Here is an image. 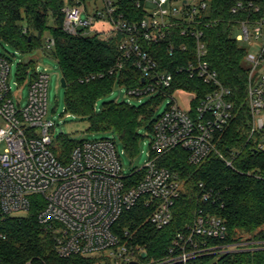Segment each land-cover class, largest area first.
<instances>
[{
  "label": "built area",
  "instance_id": "built-area-1",
  "mask_svg": "<svg viewBox=\"0 0 264 264\" xmlns=\"http://www.w3.org/2000/svg\"><path fill=\"white\" fill-rule=\"evenodd\" d=\"M101 1L102 7H97ZM121 0H63L62 28L70 36H97L103 41L122 36L118 48L122 69L132 63L142 78V86L125 88L126 95L137 99L161 94L172 97L184 93L192 98L181 108L172 99L153 123L149 153L140 169L123 173L120 154L114 139L82 141L74 146L67 162L54 155L55 125L47 118L49 74L46 67L32 64L22 71L18 82L27 86L25 104L15 96L9 84L11 61L0 54V210L9 217H24L41 196L43 208L37 221L53 239L60 258L99 256L110 264H193L201 257L219 258L229 253L255 252L264 249V225L253 235H239L227 241L225 221L199 211L193 222L177 233L168 253L160 259H146L145 251L133 248L128 232L118 228L121 215L141 202L151 205L150 224L157 230L168 226L172 208L183 193L179 176L163 166L161 159L175 149L187 153V160L198 165L215 153L228 167L232 161L216 148L217 135L224 133L233 118L231 91L224 86L208 61L204 29L216 25L211 18L210 0H133L143 18L129 21L119 12ZM233 17L232 33L244 48L247 70V100L250 127L245 145L264 152V8L258 0H235L229 10ZM96 26L100 30L95 29ZM237 33V35H235ZM185 39L171 43L169 56L192 55V60L177 67L160 68L144 48L167 38ZM142 41V45H141ZM54 47L51 37L39 52L49 56ZM25 65V63H22ZM201 80L209 87L201 98L185 89H173L179 78ZM101 75H99L100 77ZM95 76L81 80L89 82ZM184 84V83H183ZM20 88V89H21ZM172 92V93H167ZM61 135V134H60ZM236 152L229 153L235 157ZM204 202H215L203 190ZM24 213V216L17 215ZM144 256V257H143ZM218 258V259H219ZM0 264H3L0 261ZM25 264H36L29 260Z\"/></svg>",
  "mask_w": 264,
  "mask_h": 264
},
{
  "label": "trees",
  "instance_id": "trees-1",
  "mask_svg": "<svg viewBox=\"0 0 264 264\" xmlns=\"http://www.w3.org/2000/svg\"><path fill=\"white\" fill-rule=\"evenodd\" d=\"M234 1L210 0L211 18L217 23L204 29L210 66L231 91L233 118L227 130L217 135L216 148L232 161V167L215 153L209 154L198 165H192L187 160V153L181 149H175L161 159V164L176 173L186 186V191L172 208L170 224L161 230L154 228L149 222L153 208L146 206L145 202L123 213L117 223L122 233L128 232L131 246L145 251L146 259L165 257L173 237L183 232L199 211L225 221L227 241L231 237L255 234L264 225V152L245 145L251 117L247 70L243 63L245 50L233 38V17L229 13ZM258 3L264 8V0H258ZM63 5V0H0V42L29 55L43 49L44 36L48 34L54 41L48 54L57 62L66 83L64 114L87 121L94 132H112L126 155L133 159L141 139L139 130L145 128L151 134L156 105L165 97L157 94L138 106L108 102L97 111V102L109 95L116 85L128 89L141 87L142 78L130 62L122 69L117 68L121 60L118 45L122 36L103 41L97 36L66 34L62 28ZM119 12L131 22L140 21L144 16L142 10L136 9L133 0H121ZM184 41L183 37L176 36L156 45L145 43L143 46L161 69L166 66L175 69L192 60L191 54L169 56L170 44ZM91 76L95 78L81 83ZM179 80L181 83L174 85L173 89L191 91L187 93L197 99L208 93L203 91L209 87L199 79L183 74ZM56 140L60 146L56 148V143L52 151L61 162H67L72 148L82 142L63 135ZM232 151L237 153L235 157H230ZM200 184L204 191L211 193L215 200L213 204L212 200H202ZM34 202L26 217L5 216L0 210V261L3 264H25L29 260L36 264H110L99 256L60 258L55 253L52 237L37 221L38 212L43 208L42 197L36 196ZM193 264H264V249L229 253L216 261L201 257Z\"/></svg>",
  "mask_w": 264,
  "mask_h": 264
},
{
  "label": "rangeland",
  "instance_id": "rangeland-1",
  "mask_svg": "<svg viewBox=\"0 0 264 264\" xmlns=\"http://www.w3.org/2000/svg\"><path fill=\"white\" fill-rule=\"evenodd\" d=\"M85 4L87 8H91L93 6V0H85ZM97 7H102L101 1H97ZM50 24H52L51 21ZM95 29L100 30V27L96 26ZM235 35H237V33H235ZM44 37L47 38L48 34H45ZM236 42L239 45H242L241 41L237 40ZM0 54H3L11 61L9 84L11 85L12 92L15 94V96L21 97L22 106L25 104L27 96V86H23L21 88V84H19L18 82L17 72L19 66L21 67V64L25 63V65H22L23 67L20 68L21 71L24 69V67L34 64V62L38 65L39 70H43V68L46 67L47 73L49 74V84L47 92V118H50L55 125L53 133V139L55 140L53 143L54 145L57 143L55 146L56 148L60 146V143L56 140L60 136V134L63 136H67L71 140L76 141H94L103 138L115 139V142L117 143V151L120 154V160L123 166V173L128 174L135 169H140L143 167L145 161L147 160L151 139V134L147 129L141 128L139 130L138 134L141 139L138 144V152L133 159L130 158L124 152L119 142V139L115 134H113L112 132H94L91 130V127L87 121L82 120L73 115L64 114V89L61 88L60 85L61 72L55 60L43 56L39 51L29 55L21 54L19 51L14 50L13 48L7 46L2 42H0ZM150 97L154 96H143L139 99L127 96L126 89L118 87L116 85L109 95L97 102L96 110L99 111L102 108L103 104L108 102H126L131 105L138 106L141 103H144L145 101L150 99ZM172 99H174L181 108H185V103L182 94H173L172 97H165L158 102V104L156 105V111L153 115L154 119L166 109L167 105L172 101ZM3 149L4 146L1 145L0 150ZM185 191L186 186L184 184L183 192ZM17 215L24 216V213H18ZM26 216L27 215H25L24 217ZM258 232L259 231H257L256 233ZM251 235H253V233ZM218 258L219 256H216L214 258V261H216Z\"/></svg>",
  "mask_w": 264,
  "mask_h": 264
},
{
  "label": "water",
  "instance_id": "water-1",
  "mask_svg": "<svg viewBox=\"0 0 264 264\" xmlns=\"http://www.w3.org/2000/svg\"><path fill=\"white\" fill-rule=\"evenodd\" d=\"M60 85H61V88L65 89V87H66V83H65V80H64L63 77H61V79H60ZM181 94H182V96H183V99H184L185 103L188 102V100H190V99L192 98L191 95H186V94H184V93H181ZM143 257H144V256H143ZM131 264H136V263L132 262Z\"/></svg>",
  "mask_w": 264,
  "mask_h": 264
}]
</instances>
